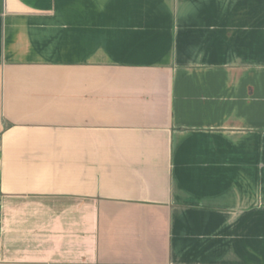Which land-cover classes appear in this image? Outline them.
I'll use <instances>...</instances> for the list:
<instances>
[{
	"label": "crops",
	"instance_id": "obj_1",
	"mask_svg": "<svg viewBox=\"0 0 264 264\" xmlns=\"http://www.w3.org/2000/svg\"><path fill=\"white\" fill-rule=\"evenodd\" d=\"M0 264H264V0H0Z\"/></svg>",
	"mask_w": 264,
	"mask_h": 264
}]
</instances>
